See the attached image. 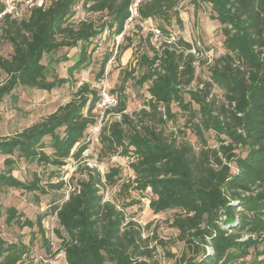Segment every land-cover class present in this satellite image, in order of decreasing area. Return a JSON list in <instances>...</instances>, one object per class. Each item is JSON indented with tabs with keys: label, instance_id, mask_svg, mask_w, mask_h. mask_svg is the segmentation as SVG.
Instances as JSON below:
<instances>
[{
	"label": "trees",
	"instance_id": "1",
	"mask_svg": "<svg viewBox=\"0 0 264 264\" xmlns=\"http://www.w3.org/2000/svg\"><path fill=\"white\" fill-rule=\"evenodd\" d=\"M180 1L142 0L141 20H156L167 39L159 50L153 47L152 56L141 55L138 79L134 72L127 74L140 86L148 84L147 108L133 121L121 98L114 110L122 119L101 129L102 151L132 158L134 179L123 186L140 193L150 190L154 214L175 211L172 227L185 251L174 264H264V0H193L196 7H208L220 24L225 50L209 66V81L196 88V56L189 52L193 46L182 38L170 42L166 28L173 21L183 27ZM130 3L49 0L21 19L3 16L0 38L12 47V54L0 55V73L6 75L0 83V104L18 87L51 92L75 83V74L93 62L94 40L106 31L114 40L123 34ZM80 4L97 17L72 22ZM3 10L0 0V14ZM63 48L77 50L74 60L68 53L57 55ZM112 55H104L97 80L104 77ZM70 61L68 76L60 77L56 67ZM215 87L222 100L213 95ZM99 99V92L83 83L68 103L40 122L0 138V155L5 157L0 190L45 194L38 177L24 182L12 174L17 160L57 168L71 158L79 161L89 148L85 137L97 123ZM174 105L187 116L185 126L200 142L199 151L175 133L167 134V123L176 119ZM2 121L0 114V126ZM210 132L217 148L208 144ZM120 170L111 168L103 176L85 166V177L52 208L67 264H158L139 257L141 229L126 223L124 212L101 194L103 187L116 182ZM48 216L46 212L33 221L10 207L5 223L20 229L37 226L44 237ZM29 253L25 243L0 235V264H20Z\"/></svg>",
	"mask_w": 264,
	"mask_h": 264
},
{
	"label": "rangeland",
	"instance_id": "2",
	"mask_svg": "<svg viewBox=\"0 0 264 264\" xmlns=\"http://www.w3.org/2000/svg\"><path fill=\"white\" fill-rule=\"evenodd\" d=\"M183 27L180 28L175 21L171 26H166L170 31V42L179 38L190 43L193 48L191 53L196 56L197 79L192 87L201 86L202 82L209 81V66L219 56L225 53L223 47V35L220 24L211 18V13L205 5L196 7L193 0H181L178 6ZM27 13L23 14L25 17ZM95 18L97 15L87 12L80 4L72 22L87 18ZM156 20H148L147 25L135 24L128 30L121 40H114V37L105 32L94 40L95 53L93 62L88 69L75 74L76 82L67 84L62 88L51 92L37 89L18 87L12 95L6 97L0 104V114L3 121L0 126V138L12 136L23 129L40 122L49 114L55 112L59 107L68 103L83 83H89L92 89L99 94L106 88L107 92L122 98L126 104L125 113L133 121H138V114L150 99L147 92L148 84L140 86L136 80L127 74L133 73L138 79L141 75L137 61L142 54L153 55V47L160 49L161 44L166 41L157 28ZM153 34V36H149ZM1 37V34H0ZM112 52V58L106 66V72L102 79L97 80L96 75L100 68V62L106 53ZM68 53L71 60H74L77 50L63 48L57 55ZM12 54V47L0 38V55L9 58ZM45 58V63L46 62ZM71 61L61 63L56 67L60 77H67V68ZM6 80V75L0 73V83ZM123 89V91H122ZM218 100H222V92L215 87L212 91ZM197 107V106H195ZM108 112L100 121L101 117L96 112L97 123L92 126L85 137L89 142V148L79 161L71 158L61 168L51 165L29 164L23 160H17L12 174L21 181L31 182L35 177L40 179V186L45 188L46 193L24 192L15 189L0 190V208L3 216L0 218V235L9 242L21 241L30 247V253L20 264H67L63 251L62 240L57 236L55 230L59 228L57 219L52 216V208L61 205L69 192L80 178L85 177V166L91 164V169H97L101 175H105L111 168L119 167L120 173L113 185H107L101 189L105 201L116 205L122 210L126 217V223L133 222L142 231L141 249L139 256L148 263L174 264L182 257L185 251V244L177 240L178 231L172 227L175 211H168L154 214L150 209V201L153 195L150 190L140 193L130 185L134 176L130 168L132 158L122 157L119 154L109 155L102 151L100 143L101 129L113 121H120L121 115L114 110ZM173 112L176 119L167 123V134L175 133L177 137L187 140L196 151L200 150V142L190 129L186 128L187 116L174 105ZM183 131L185 134H181ZM208 144L212 148L218 147L214 132L207 134ZM50 153L49 150H47ZM5 157L0 155V170L5 169ZM61 182L64 184L61 186ZM39 198V200L37 199ZM130 201L137 202L134 206L124 207ZM14 207L18 213L25 217L36 220L38 215L48 212L49 216L44 219L45 236L43 237L37 226L33 228L20 229L16 225L5 223V211Z\"/></svg>",
	"mask_w": 264,
	"mask_h": 264
},
{
	"label": "built area",
	"instance_id": "3",
	"mask_svg": "<svg viewBox=\"0 0 264 264\" xmlns=\"http://www.w3.org/2000/svg\"><path fill=\"white\" fill-rule=\"evenodd\" d=\"M49 0H1L4 5V10L0 14V19L5 15H10L12 18L21 19L23 14L28 13L33 8L44 7ZM129 7V17L126 20L124 32L122 35L118 36L117 39L121 40L123 35L126 34L128 30L131 29L135 24L147 25L148 20H141L140 17V6L142 0H130ZM100 99L96 106V111L100 115V121H102L105 114L109 109L116 107L118 104V99L115 95L107 92L106 88L102 89V93L99 94ZM88 166L92 167L91 164ZM56 218V217H55Z\"/></svg>",
	"mask_w": 264,
	"mask_h": 264
}]
</instances>
